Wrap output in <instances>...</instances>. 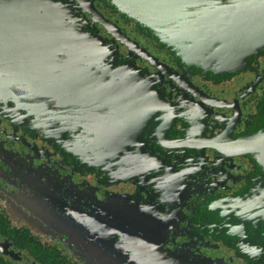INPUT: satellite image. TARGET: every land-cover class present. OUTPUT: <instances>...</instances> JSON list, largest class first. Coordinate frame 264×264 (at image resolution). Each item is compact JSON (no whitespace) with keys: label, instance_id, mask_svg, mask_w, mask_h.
Masks as SVG:
<instances>
[{"label":"flooded vegetation","instance_id":"1","mask_svg":"<svg viewBox=\"0 0 264 264\" xmlns=\"http://www.w3.org/2000/svg\"><path fill=\"white\" fill-rule=\"evenodd\" d=\"M63 1L67 23L94 30L105 41L95 51L113 67L98 61L97 76L61 79L67 54L49 38L26 39L36 23L59 24L60 6L0 0V45L3 35L10 42L0 59L39 60L43 104L59 109L29 119L0 102V264H170L169 254L264 264V166L248 152L264 125V50L233 73L188 63L187 52L227 55L228 40L199 48L190 36L210 40L233 8L198 0L184 26V0ZM218 11L220 23L207 15ZM16 19L21 38L9 26ZM236 200L247 206L238 211L261 213L257 236L222 234L224 204L233 210Z\"/></svg>","mask_w":264,"mask_h":264},{"label":"water","instance_id":"2","mask_svg":"<svg viewBox=\"0 0 264 264\" xmlns=\"http://www.w3.org/2000/svg\"><path fill=\"white\" fill-rule=\"evenodd\" d=\"M18 5L22 4L24 0H15ZM195 1V3H193ZM219 1V0H218ZM114 4L120 5L119 1L114 0ZM198 0H184V26H186L185 22L187 21L185 17H196L198 14L193 11L192 7L198 6ZM224 3L226 5H230L233 9L229 8L225 14L227 18L222 21L221 16L224 12L219 11L208 13V17H212L211 19L215 22H221L220 24L213 27L210 40L201 44L196 42V36H190V38L194 39L192 43L196 47L202 48L203 46L211 47L217 39H225L228 40V44H226L227 49L231 46V48L227 51V55L224 58L217 57L219 51L214 52V55L210 58H204L201 56L194 55L190 57L189 54V62L200 67H204L207 70L212 71H221L224 73H233L239 70L246 68L250 64L249 58L257 55L264 50V0H220L219 5ZM52 6H60V21L59 24L54 22H50V25L42 26V31L40 26L36 23L34 26L28 28V37H26L27 41L30 42L32 38H38L41 41L42 37L49 38L50 44L55 43L57 46V52L59 50L63 55L67 54V57H60V62L62 64L61 70V79L69 78V75L72 77L78 78L80 75L85 74L86 72L92 71L93 76H97L94 74L97 67L94 64L98 61L106 62L108 67H113L110 62H108L107 55L103 53H97L95 51L96 46L104 45L105 41L94 31V30H86L82 29V25L67 23L65 18V11L67 4L61 0H55ZM187 7H191V9H187ZM126 13H129L130 16L135 17V11L133 8H124ZM195 12V13H193ZM219 13V14H218ZM50 14L56 15L52 10ZM149 20L148 18H146ZM196 18L192 19L193 22H198ZM102 22L106 23L105 20ZM3 23V22H2ZM0 23V27H4V25ZM107 25V23H106ZM10 28H15V34L12 35L13 38H21V23L20 19L13 20L12 25H9ZM199 28L196 25H188V29H197ZM109 30L114 33L112 29ZM3 32V30H0ZM34 32V33H33ZM42 32V34H41ZM39 33V34H37ZM197 33V31H196ZM3 44L0 45L1 48L9 49L10 42L6 39V35H3L2 38ZM6 39V40H5ZM196 42V43H195ZM35 43V41H33ZM195 43V44H194ZM36 44V43H35ZM187 46V44H185ZM190 46V45H188ZM185 51V49H184ZM230 53V55H229ZM201 58V59H200ZM38 61H11L4 57L0 59V102L5 101L9 102L10 100L15 101L16 106L15 109L17 113L21 112V110L25 111L23 117L30 119L31 112L36 114V117L39 114L42 115V112L49 113L50 116L53 115V112L56 109L48 107L43 104L46 91L40 88V84L38 82V78L40 76L38 70ZM43 63V61H41ZM91 65H87L90 64ZM93 65V66H92ZM91 76L93 79L94 77ZM86 76L85 78H87ZM84 78V79H85ZM30 81L27 85H25L24 81ZM65 95H68L66 92ZM63 107H61L62 109ZM59 110V109H58ZM56 110V112L58 111ZM27 112V113H26ZM43 126V131L47 133H53L52 126L50 121H40ZM256 147L249 148L248 152H251L255 155L256 159L259 161L261 166H264V125L259 128L256 132ZM258 151V154L255 153ZM239 199V197L237 198ZM228 200V199H227ZM236 204L233 210H230L228 207L229 202L224 204V210H228V213L225 217H223V223L220 224V228L222 230V234H226L228 237L240 241V232L250 231V233L258 232L260 233V220L261 213L258 211H252L247 214L237 210L246 209L247 206L237 207L238 200H236ZM225 212V211H224ZM235 212V213H234ZM218 213V212H217ZM224 224H227V229H224ZM252 230H255L254 232ZM239 232V233H238ZM255 234V233H254ZM246 235V234H245ZM244 235V236H245ZM256 235V234H255ZM257 236V235H256ZM240 252V249H237ZM243 254H246L249 258H252V251L241 249ZM168 263L170 264H187L181 258L171 255H168L167 258Z\"/></svg>","mask_w":264,"mask_h":264},{"label":"rangeland","instance_id":"3","mask_svg":"<svg viewBox=\"0 0 264 264\" xmlns=\"http://www.w3.org/2000/svg\"><path fill=\"white\" fill-rule=\"evenodd\" d=\"M137 244H139V243H137ZM147 243L145 242V241H143L142 242V246H144V245H146ZM183 259H184V257H183Z\"/></svg>","mask_w":264,"mask_h":264}]
</instances>
